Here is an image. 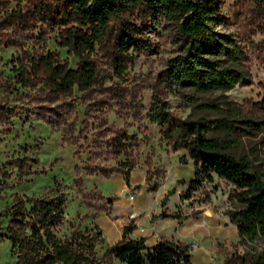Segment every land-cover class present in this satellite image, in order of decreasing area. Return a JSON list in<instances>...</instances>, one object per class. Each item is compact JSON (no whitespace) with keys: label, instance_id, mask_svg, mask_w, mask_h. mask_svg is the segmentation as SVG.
<instances>
[{"label":"trees","instance_id":"1","mask_svg":"<svg viewBox=\"0 0 264 264\" xmlns=\"http://www.w3.org/2000/svg\"><path fill=\"white\" fill-rule=\"evenodd\" d=\"M231 8L235 31L220 32L215 27L223 19L217 14L213 0H0V46L17 49V55L9 61L15 75L0 72V88L41 85L55 99L71 96L75 87L89 92L100 79V68L93 59L95 49L108 56L112 72L121 76L135 55L151 50V41L144 35L150 27L165 31L175 46V54L165 60L157 73V80L165 90L190 88L198 93H211L249 85L252 57L264 62V0H234ZM53 32L58 35V46L66 47L78 59L75 67H70L58 53L45 52ZM255 35L261 36L259 43L252 40ZM201 107H211L216 115L210 123L181 118L157 93L149 109L150 120L160 125L170 149H185L197 167L185 197L203 181H211L214 175L223 178L232 186L230 196L243 205L229 212L238 235L247 238L255 232L264 235V173L255 169L246 157L226 150L237 140L232 139L234 134L259 136L264 147V94L253 103L227 102L224 107L202 103ZM63 112L59 111V120L50 115L44 118L58 127L64 122L65 132L71 126ZM14 115L12 109L0 102V125L10 129ZM213 129L222 130L223 137L209 136ZM126 137L121 134L112 138L114 154H128L130 143ZM187 157L181 162L186 163ZM29 160L17 157L6 164L17 163L20 180L30 173ZM132 168L133 162L126 159L111 167L84 170L103 176L120 173L128 179ZM8 177L7 169L0 168V189L8 187ZM74 182L82 193L81 177L77 176ZM173 192V188L166 192L161 206ZM83 201L93 206L89 198L83 197ZM64 203V192L53 196L14 194L12 203L0 216L8 218L3 230L8 234L15 264H192L187 242L161 239L148 246L144 237L128 235L135 227L132 221L123 225L122 236L99 254L96 243L104 240L101 228L94 225L80 229L65 217ZM104 204L96 207L94 218L98 211L105 210ZM153 217L181 220L186 215L162 210ZM215 252L225 254L224 264H264L262 256L247 260L229 254L221 243Z\"/></svg>","mask_w":264,"mask_h":264},{"label":"rangeland","instance_id":"2","mask_svg":"<svg viewBox=\"0 0 264 264\" xmlns=\"http://www.w3.org/2000/svg\"><path fill=\"white\" fill-rule=\"evenodd\" d=\"M213 2L217 6V14L223 19L215 29L234 32L231 8L234 0ZM144 35L151 41V50L135 55L121 76L112 72L108 56L95 49L93 59L100 68V79L89 92L78 91L75 87L71 96L55 99L41 85L29 88L16 84L17 89L0 88V102L15 113L10 129L0 125V168L4 167L9 172L6 179L8 187L0 189V213L12 203L14 194L40 196L49 193L53 196L64 192L63 211L67 220L78 224L80 229L94 225L101 228L104 240L96 243L101 254L105 246L118 236V228L128 223L130 211L138 214L131 221L140 232H146L148 222H154L149 218L152 213L178 211L186 215L180 221L183 233H190L192 224L203 232L205 226L212 230L205 237L183 236L189 244L192 264H224L225 254L215 252L218 243L229 254L244 256L247 260L260 256L264 259V235L255 232L251 238L240 237L231 223L229 212L243 205L230 196L232 186L223 178L214 175L211 181H203L193 188L189 197H185L197 167L187 157L185 149H170L160 132V125L149 117L155 93L165 99L170 110L181 118L209 123L216 115L211 107H201L202 103L224 107L227 102L260 101L264 94V62L252 57L251 83L246 86L235 85L226 91L211 93H198L190 88L168 91L157 80V73L165 60L175 54V46L160 28L150 27ZM252 40L259 43L261 36L255 35ZM57 41L58 35L53 32L45 52L58 53L70 67H75L78 59L66 47L58 46ZM245 43L248 45L249 41ZM16 55L15 47L0 46V72L5 76L15 75L9 61ZM58 104L62 106L58 108ZM61 110L71 126L65 132L62 129L64 122L58 127L44 118L50 115L59 120ZM121 134L127 135L129 151L128 154L116 155L111 140ZM208 135L223 137L224 133L213 129ZM234 138L237 140L231 142L226 150L246 157L255 169L264 173V147L259 136L234 134ZM17 157L30 159V173L20 180L17 163L6 164ZM183 157H187L186 163L181 162ZM126 159L133 162L128 179L120 173L103 176L88 174L84 170L85 167H111ZM77 176L82 179V193L78 192L74 182ZM172 188L174 192L161 206V198ZM131 191L134 192L132 202L126 196ZM98 192L103 197L100 198ZM83 197L89 198L93 206H87ZM109 199L111 201L107 202ZM102 203H105V210L98 211L94 218L96 207ZM7 220V217L0 216V264H15L16 257L11 252L8 234L3 230ZM162 228L169 231L168 225L164 224ZM180 236L176 230L171 233L173 239Z\"/></svg>","mask_w":264,"mask_h":264},{"label":"crops","instance_id":"3","mask_svg":"<svg viewBox=\"0 0 264 264\" xmlns=\"http://www.w3.org/2000/svg\"><path fill=\"white\" fill-rule=\"evenodd\" d=\"M155 214H158V213H152L151 215H149V218L151 220H154V222L153 223L148 222V224L145 226L146 232H140L137 228H133V230L129 233V236L131 238L144 237L146 245L153 246L161 239L181 240V241L186 242L183 236L194 238L200 235L202 237H205L207 236V234L212 233V230L210 227L208 229V227L205 226L206 230L205 232H203L201 229H198L195 225L192 224V229L190 233L185 234L183 233V230L181 229V224H182L180 223L181 220H178L176 218H170V217H166V218L153 217V215ZM164 224L169 226V231L167 230L165 231L162 228ZM233 225L237 229L236 225L235 224ZM122 226L121 228H118L119 229L118 236H116L115 240L109 244L114 243L116 240H118L122 236ZM174 230H176V232L181 235L177 239L171 238V233H173ZM167 234H169V236Z\"/></svg>","mask_w":264,"mask_h":264},{"label":"built area","instance_id":"4","mask_svg":"<svg viewBox=\"0 0 264 264\" xmlns=\"http://www.w3.org/2000/svg\"><path fill=\"white\" fill-rule=\"evenodd\" d=\"M128 200L130 202H132V200L134 199V192H128V194L126 195ZM138 216V214L136 213V211H130L128 214H127V221H131L132 219L136 218Z\"/></svg>","mask_w":264,"mask_h":264},{"label":"water","instance_id":"5","mask_svg":"<svg viewBox=\"0 0 264 264\" xmlns=\"http://www.w3.org/2000/svg\"><path fill=\"white\" fill-rule=\"evenodd\" d=\"M124 193H125V190L122 191V194H124Z\"/></svg>","mask_w":264,"mask_h":264}]
</instances>
